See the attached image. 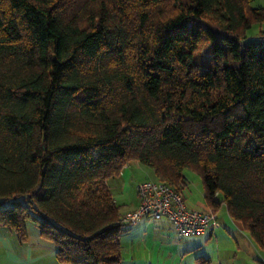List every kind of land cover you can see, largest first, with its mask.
<instances>
[{"label":"trees","instance_id":"trees-1","mask_svg":"<svg viewBox=\"0 0 264 264\" xmlns=\"http://www.w3.org/2000/svg\"><path fill=\"white\" fill-rule=\"evenodd\" d=\"M260 19L250 0H0V227L122 264L107 179L136 160L178 193L195 170L264 249Z\"/></svg>","mask_w":264,"mask_h":264},{"label":"crops","instance_id":"crops-1","mask_svg":"<svg viewBox=\"0 0 264 264\" xmlns=\"http://www.w3.org/2000/svg\"><path fill=\"white\" fill-rule=\"evenodd\" d=\"M136 160L126 162L118 175L107 179L119 213L138 206L136 187L144 180H158L152 169ZM187 183L180 195L187 207L210 208L204 198L201 178L185 169ZM220 226L198 235L180 236L166 217L127 224L120 236L122 264H198L205 257L210 264H264V249L253 241L242 224L232 218L224 203L216 207ZM21 239L13 229L0 227V264H66L55 255L56 247L42 237L32 222L25 223Z\"/></svg>","mask_w":264,"mask_h":264},{"label":"built area","instance_id":"built-area-1","mask_svg":"<svg viewBox=\"0 0 264 264\" xmlns=\"http://www.w3.org/2000/svg\"><path fill=\"white\" fill-rule=\"evenodd\" d=\"M138 206L120 214L127 224L143 217L151 220L166 217L180 236L198 235L220 226L215 210L187 207L173 186L161 180H144L136 187Z\"/></svg>","mask_w":264,"mask_h":264},{"label":"rangeland","instance_id":"rangeland-1","mask_svg":"<svg viewBox=\"0 0 264 264\" xmlns=\"http://www.w3.org/2000/svg\"><path fill=\"white\" fill-rule=\"evenodd\" d=\"M250 5L251 7H263L264 8V0H250ZM264 33V19L257 20L256 22L252 23V25L247 29L246 31V38L244 41L250 40V39H256L258 36ZM145 167H148L144 165ZM149 171H151L150 167H148ZM192 171V173L200 175L193 169L191 168H186ZM185 170V169H184ZM201 178V177H200ZM202 181V180H201ZM219 199V196H217ZM220 200V199H219Z\"/></svg>","mask_w":264,"mask_h":264}]
</instances>
